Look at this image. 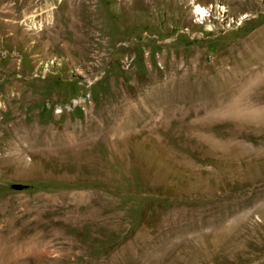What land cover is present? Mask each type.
Masks as SVG:
<instances>
[{
  "label": "rangeland",
  "instance_id": "1",
  "mask_svg": "<svg viewBox=\"0 0 264 264\" xmlns=\"http://www.w3.org/2000/svg\"><path fill=\"white\" fill-rule=\"evenodd\" d=\"M0 264H264V0H0Z\"/></svg>",
  "mask_w": 264,
  "mask_h": 264
},
{
  "label": "bare ground",
  "instance_id": "2",
  "mask_svg": "<svg viewBox=\"0 0 264 264\" xmlns=\"http://www.w3.org/2000/svg\"><path fill=\"white\" fill-rule=\"evenodd\" d=\"M198 7V6H197ZM200 7V6H199ZM198 10V9H197ZM199 10H200V12L201 13H203V12H205V9H201V8H199ZM205 15V14H204Z\"/></svg>",
  "mask_w": 264,
  "mask_h": 264
},
{
  "label": "built area",
  "instance_id": "3",
  "mask_svg": "<svg viewBox=\"0 0 264 264\" xmlns=\"http://www.w3.org/2000/svg\"><path fill=\"white\" fill-rule=\"evenodd\" d=\"M208 13V12H207ZM209 15H205V16H202V18L204 19V18H206V17H208Z\"/></svg>",
  "mask_w": 264,
  "mask_h": 264
}]
</instances>
